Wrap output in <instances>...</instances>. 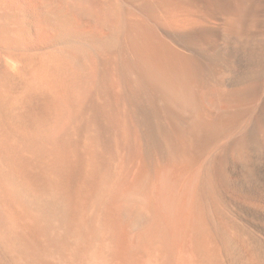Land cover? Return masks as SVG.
<instances>
[{
	"label": "bare ground",
	"instance_id": "1",
	"mask_svg": "<svg viewBox=\"0 0 264 264\" xmlns=\"http://www.w3.org/2000/svg\"><path fill=\"white\" fill-rule=\"evenodd\" d=\"M0 264H264V0H0Z\"/></svg>",
	"mask_w": 264,
	"mask_h": 264
}]
</instances>
